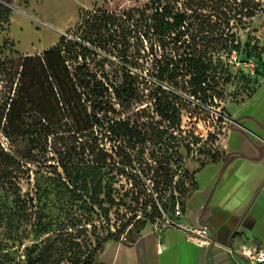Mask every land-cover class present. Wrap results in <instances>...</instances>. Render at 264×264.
<instances>
[{
    "label": "rangeland",
    "instance_id": "374dc122",
    "mask_svg": "<svg viewBox=\"0 0 264 264\" xmlns=\"http://www.w3.org/2000/svg\"><path fill=\"white\" fill-rule=\"evenodd\" d=\"M161 2L190 15L183 24L185 58L198 56L211 66L206 93L181 94L179 114L166 120L148 96L156 85L172 87L155 78L149 43L141 39L135 21L137 11L148 6L150 12L156 0L7 1L10 17L0 20V58L11 60L13 73L22 56L58 46L75 57L68 60L71 67L86 62L100 83V120L103 114L108 119L102 121L94 150L110 157L101 171L99 197L92 187L86 193L75 181L77 169L96 166L93 154L86 151L82 159L67 161V176L57 157L76 147L61 141L49 142L27 163L19 190L0 189V264H100L103 241L109 236L131 239L141 223L135 216L157 202L153 189L160 192L161 187L151 176L158 161L171 179L177 178L178 187L189 185L196 168L220 158L227 131L220 115H228L229 105L264 81V0ZM103 16H109L110 26L104 25ZM1 73L0 68V94L8 86ZM189 78L180 86L187 87ZM119 119L136 127L133 139L109 128L111 120ZM158 177L162 182L160 170Z\"/></svg>",
    "mask_w": 264,
    "mask_h": 264
},
{
    "label": "trees",
    "instance_id": "16d2710c",
    "mask_svg": "<svg viewBox=\"0 0 264 264\" xmlns=\"http://www.w3.org/2000/svg\"><path fill=\"white\" fill-rule=\"evenodd\" d=\"M7 1L0 0V20L3 22H8L10 17V10L6 7ZM156 1L157 5H152L150 12H147L148 6L139 9L135 21L141 39L149 43L148 49L153 58L150 68L155 78L169 82L172 87L156 85L148 96L154 103L155 112L166 120L168 115L179 114L182 106L181 94L187 91L192 96L206 93L205 87L209 82L208 72L211 66L210 62H204L198 56L189 59L184 56L183 24L189 20L190 15L186 17V12L175 13L171 4L163 5L161 0ZM102 20L104 25L110 26L109 16H103ZM191 51L194 54L196 52L192 45ZM69 59H75L70 50L55 46L40 54L22 56L18 68L12 73L11 60L0 58L1 74L8 81L7 91L0 94L1 190H19L20 181L27 174V163L41 155V151L47 148L49 142L55 144L61 141L78 149L74 148L75 152L67 149L58 154L57 160L67 176V161L74 157L82 159L86 151L93 154L96 166L77 169L75 181H80V188L86 193L90 186L97 197L101 195V175L104 173L101 171L105 166L104 161L110 156L101 150H94L103 127L102 121L108 120L107 114H103L101 120L99 116L102 111V93L98 90L100 83L91 76L86 62L71 67L68 64ZM187 75H190L188 86L181 87L180 84ZM124 76L130 77L127 74ZM108 126L111 130L118 128V133L129 140L137 133L136 127L130 125L127 120H111ZM99 161L103 163L98 164ZM158 162L153 170L150 165L149 171L152 170L153 184L160 185L162 191L171 185L172 179L162 163ZM159 170L163 174L162 182L158 177ZM193 188L192 179L188 186L179 184L176 188L179 198L184 200ZM106 196L107 202L113 205L114 200L110 194H105ZM151 205L152 214L156 215L158 212L154 202H151ZM140 222L133 237L148 225L146 221ZM133 237L131 236V239ZM107 239L117 240L112 236L105 240ZM85 263L98 264L96 260Z\"/></svg>",
    "mask_w": 264,
    "mask_h": 264
},
{
    "label": "crops",
    "instance_id": "0c3cea01",
    "mask_svg": "<svg viewBox=\"0 0 264 264\" xmlns=\"http://www.w3.org/2000/svg\"><path fill=\"white\" fill-rule=\"evenodd\" d=\"M236 124L225 134L221 156L193 171L194 188L184 198L185 221L207 226L231 250L254 244L264 248V81L228 107ZM100 264H240L224 248L203 249L175 229L160 233L150 224L132 239H107Z\"/></svg>",
    "mask_w": 264,
    "mask_h": 264
},
{
    "label": "built area",
    "instance_id": "2783aa9c",
    "mask_svg": "<svg viewBox=\"0 0 264 264\" xmlns=\"http://www.w3.org/2000/svg\"><path fill=\"white\" fill-rule=\"evenodd\" d=\"M220 119V123L227 126L226 129L236 124L228 115H220ZM190 179H192V176ZM176 180L177 178L172 179L171 185L160 192L155 191V188L153 189L157 198V202H154V204L158 213L154 215L151 211L152 208L147 209L143 213H138L135 216V221H146L156 233L169 228L175 229L183 235V238L187 242L203 249L214 247L227 249L230 253L232 252L242 259L240 264H264V248L250 244L247 246L243 245L236 250H231L219 244L210 234L207 226H193L186 222L182 205L183 200L179 198ZM168 192L170 195H168Z\"/></svg>",
    "mask_w": 264,
    "mask_h": 264
}]
</instances>
